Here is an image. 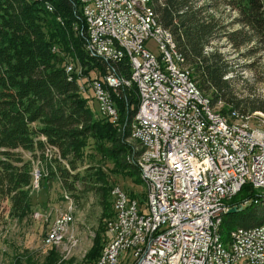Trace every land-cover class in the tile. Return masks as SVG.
Returning a JSON list of instances; mask_svg holds the SVG:
<instances>
[{
	"label": "trees",
	"instance_id": "obj_1",
	"mask_svg": "<svg viewBox=\"0 0 264 264\" xmlns=\"http://www.w3.org/2000/svg\"><path fill=\"white\" fill-rule=\"evenodd\" d=\"M51 2L53 13L34 0H0V196L9 201V213L19 220L30 214L33 165L21 154L28 152L40 160L46 148L53 150L55 165L47 168L43 178L58 177L67 191H73L79 182L101 199L98 229L83 259V264H92L102 255L104 221L113 213L107 199L113 187L109 175L128 176L142 184L135 162L139 152L128 143V127L138 101L135 87L113 97L116 124L100 117L97 109L94 113L79 87L82 78H101L104 66L84 50L79 0ZM150 5L159 24L171 32L197 88L213 105L222 104V114L246 117L264 113V98L239 93L232 76L235 64L214 45L225 40L235 52L246 49L244 56L264 52V0H150ZM220 7L234 11L228 23L217 13ZM69 64L81 73L67 74ZM129 70L126 62L119 68L126 77ZM87 149L113 164L109 175L101 167L81 165ZM129 196L135 197L131 192ZM250 199L261 201L245 204ZM262 199L264 195L244 184L228 201L231 208H243L238 206L236 212L224 215L219 229L224 243L236 228L264 225ZM48 252L46 264H54L56 252L53 248Z\"/></svg>",
	"mask_w": 264,
	"mask_h": 264
},
{
	"label": "built area",
	"instance_id": "obj_2",
	"mask_svg": "<svg viewBox=\"0 0 264 264\" xmlns=\"http://www.w3.org/2000/svg\"><path fill=\"white\" fill-rule=\"evenodd\" d=\"M89 1H97V10H90ZM46 2L52 5L51 0ZM142 2L79 0L85 26L81 34L85 36L86 47L90 48L93 57L102 62V76L112 82L113 89H118L119 95L127 89L121 82L117 56L107 53L101 32H112L114 37H120L130 47L132 74L140 87L139 111L133 122L135 136L144 141L147 149H153L156 139H167V154L162 157L161 166L143 168L135 161L151 183L152 208L149 209L148 219L139 222L146 224V231H151V239L148 247H140V235L143 232H139L138 227L136 253H139V260H135L134 264H223L226 257H233V264H264V227L242 233L231 231V244L218 251L217 260H208L210 249H207L215 212L229 209L219 205L218 193H237L243 186V159L252 151L260 152L259 165H254V182H261L264 128L260 126L259 134H238V140H231L229 134L216 128L220 132L221 142H214L198 130L191 120L192 111L189 108L177 109L171 104V95H181L189 100V95L194 93L188 85L178 84V78L166 77L163 69V83H156L153 68H158L159 56L146 49L148 39L145 30L154 28L147 22ZM122 6H130V13H122ZM166 66H169L168 62ZM81 80L85 94L99 106L103 119L112 117L110 106H113V98L96 88L95 83H88V79ZM101 100L109 101V109H101ZM143 125H152L154 135L143 134ZM204 157H211L214 161L215 181L207 179V170L203 168ZM111 193H115L118 198L119 217L116 223H110L109 249L102 250L109 264L119 257L113 253V246L121 238L116 237V230H124L125 233L127 219L137 215L133 203L123 200L120 187L113 186ZM253 201L250 199L245 204L249 205ZM48 213L52 211L34 215H37V220L44 218V221ZM54 213L56 216L55 210ZM221 223L222 220H218V225ZM59 230L60 223H56L55 233L47 247L52 248V240Z\"/></svg>",
	"mask_w": 264,
	"mask_h": 264
},
{
	"label": "bare ground",
	"instance_id": "obj_3",
	"mask_svg": "<svg viewBox=\"0 0 264 264\" xmlns=\"http://www.w3.org/2000/svg\"><path fill=\"white\" fill-rule=\"evenodd\" d=\"M43 4L45 10L49 13L54 12L53 5L51 3H47L46 0H34ZM123 2H130V0H122ZM142 11L146 14L147 22L150 26L154 28V30H145V37L148 41L152 40L157 48V67L153 68V75L156 76V83H163V76H161V69H163V74L166 77H174L178 78V84L188 85L194 94L189 95V100H186L184 96L181 95H171V104L176 106L177 109H186L189 108L191 112V120L194 121V124L198 127V130L201 133L205 134L207 138L213 140L214 142H221L220 132L217 130H221V132L229 134V138L231 140H238V134H244L251 132L252 134H259V128H253L249 124L250 117H238L236 113H232L231 116L222 115L217 109L213 107L212 101L210 97L203 95V93L197 88L195 81L191 78L190 70L185 67L184 58L178 53L176 44L174 43L173 36L170 31L164 29L156 19V16L152 10L150 5V0H142ZM90 10H97V1H89ZM122 13H130V6H122ZM75 30H78L75 27ZM101 40L106 44L107 53H112V55L117 56V62L121 66V64H125L129 66V76L121 75V82H123L126 86V89H131L135 87L136 95H137V111H139V101H140V87L139 81L132 74L133 71V62H131L130 56V47L122 41L120 37H114L112 32H101ZM85 52L89 57L98 59L97 57H93L90 52V48L86 47L85 40ZM166 62L169 63V66H166ZM72 64V62H71ZM69 64L66 66V73L69 74L71 72H75L80 74L81 69H76L73 71L72 65ZM74 64V63H73ZM178 67V70L175 68ZM190 75V76H186ZM80 76V75H78ZM72 78V75H71ZM82 82V80H81ZM88 83H95L96 88L100 91H103L105 95H110L111 98L114 96H119V90L113 89L112 82L106 79V76H102L101 78H90L88 79ZM79 92L86 97H90L85 94V87L83 82L79 87ZM91 99V98H90ZM97 112L100 117L103 118V115L100 114L99 106L96 105ZM101 109H109V101L101 100ZM136 111V112H137ZM110 113L113 118H116L113 121L112 117H105L111 123L116 124L118 121V110L115 105V101L113 99V106H110ZM135 119L136 113L132 118L131 124L129 125V138L128 141H132L134 144L136 143L135 151L139 152V155L136 159L143 168H152L158 167L162 164V157L167 154V139H156V145L153 146V149H147L144 141L141 140L138 136H135ZM217 128V129H216ZM143 134L145 135H154V128L152 125H143ZM260 160V152L252 151V154H247L243 159L242 163V174L244 179V184H249L255 190H259L264 195V169L261 174V182H254V165H259ZM137 163V162H136ZM138 165V164H137ZM140 179L144 186V199L145 203L141 204L135 198H131L128 194L123 192L120 189V194H123V200H127V203H133L134 209L136 210V216H130L127 219V229L124 230H116V237H121L120 240H117L115 246H113V253L116 256L125 255V259L122 262H119V257H116L112 264H134L135 260H139V253H136L137 250V238H138V227L139 232H143L140 235V247H148L149 241L151 239V231H146V224H139V222H144L148 219L149 209L152 208V200H151V183L146 180L145 172L141 170V166L138 165ZM203 168L207 170V179L208 181L216 180V173L214 172V161L211 157L203 158ZM243 184V185H244ZM242 186L238 189L237 193L241 189ZM252 188V189H253ZM258 192V191H256ZM237 193H218V202L222 208L229 209H221L218 212H215V220H211V232L210 237L207 242V249H210L208 253V260H217L218 259V251L221 248L228 247L231 244V232L229 236V242L224 243L219 234L220 225H218V220H222L224 215L228 214L230 209H233L229 206L228 201L231 200ZM112 195V217L106 221V231L110 238V223H116L117 217H119V201L116 198L115 193H111ZM260 200V199H259ZM259 200H254V204L258 205ZM261 201V200H260ZM262 206H264V200L262 199ZM142 207V209H141ZM243 205L240 206L239 209H242ZM237 210V208H234ZM73 221L71 212H65L57 214L48 230L44 244L48 246V242L50 241L51 236L55 233V224L60 223V230L54 240H52L53 247H59L63 239L66 235V232ZM264 227V225L255 226L251 228H236L233 230V233H242L245 231H258ZM69 241H71L70 245L77 244V240L74 236H70ZM109 249V243L105 250ZM63 263V262H62ZM92 264H109V259L106 258V254H103L101 257ZM223 264H233V257H226L223 260Z\"/></svg>",
	"mask_w": 264,
	"mask_h": 264
},
{
	"label": "rangeland",
	"instance_id": "obj_4",
	"mask_svg": "<svg viewBox=\"0 0 264 264\" xmlns=\"http://www.w3.org/2000/svg\"><path fill=\"white\" fill-rule=\"evenodd\" d=\"M217 13L221 15L222 21H226L225 23H228L235 16L234 11L230 7H220ZM214 45L231 59L233 65L235 64L232 76L236 80V87L239 89V93L243 96L247 93H254V95L264 98V52H259L252 56H244L246 49L235 52L227 45L225 40L216 41ZM146 49L153 55H157L158 51L152 40L146 43ZM185 67L189 69L188 66ZM86 98L89 99V107L97 114V107L90 99L91 97ZM213 107L219 111L222 108V104L218 103L213 105ZM231 114L222 115L231 116ZM248 116H250L249 124L251 127L260 129V126H262L264 128V113L254 112ZM128 143L136 147V143L134 144L132 141H128ZM21 155L25 160L32 161L33 165V189L30 195L32 212L24 219L19 220L9 213V201L2 199L0 196V264H14V262L17 264H46L50 257L48 256V250L52 248L56 252L55 257L52 258H56L54 264H83L84 257L92 247V239L98 229L102 213L99 195L92 191L87 192L79 182L75 183L73 191H67L63 188V182L58 177L54 179L43 178V176L47 175V168L50 165H55L56 154L50 148L44 150L43 159L40 158V160L39 158H33L28 152H22ZM39 155L38 152L37 156L39 157ZM86 164L101 167L106 174L113 169V164L109 161L101 160L94 150L89 149L86 150L81 165L85 166ZM80 170L82 175L83 167H80ZM68 181L70 182V180ZM109 181L111 184L113 183V186L120 187L128 195L129 192L133 193L135 195L133 198L141 202V204L145 203L143 184H137L133 178L120 175H109ZM252 190L260 196L263 195L259 190L254 188ZM107 199L111 203L112 210L111 193L109 197L107 196ZM54 210L56 215L67 211L71 212L73 221L66 232L62 244L59 247L52 246V248H49L44 244V239L56 217ZM50 211L52 213H48L44 221V218L37 220V215H34L38 212L47 213ZM108 219L104 221L105 224ZM70 236H74L77 244L70 245ZM103 236L104 244L101 252L104 247L106 249L109 243L107 231L104 232ZM124 257L125 255H121L119 262L124 261Z\"/></svg>",
	"mask_w": 264,
	"mask_h": 264
},
{
	"label": "water",
	"instance_id": "obj_5",
	"mask_svg": "<svg viewBox=\"0 0 264 264\" xmlns=\"http://www.w3.org/2000/svg\"><path fill=\"white\" fill-rule=\"evenodd\" d=\"M237 210L236 209H230L229 211H228V214H230V213H234V212H236Z\"/></svg>",
	"mask_w": 264,
	"mask_h": 264
}]
</instances>
